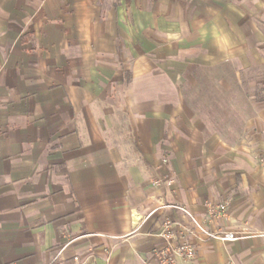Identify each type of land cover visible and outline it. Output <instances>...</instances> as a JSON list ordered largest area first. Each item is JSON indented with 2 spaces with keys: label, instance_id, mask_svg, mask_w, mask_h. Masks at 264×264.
I'll list each match as a JSON object with an SVG mask.
<instances>
[{
  "label": "crops",
  "instance_id": "1",
  "mask_svg": "<svg viewBox=\"0 0 264 264\" xmlns=\"http://www.w3.org/2000/svg\"><path fill=\"white\" fill-rule=\"evenodd\" d=\"M104 4L0 0V264H49L63 246L159 264L167 221L196 251L179 264H264V236L213 239L171 206L264 232V78L238 124L209 123L182 87L226 63L238 86L264 69V0Z\"/></svg>",
  "mask_w": 264,
  "mask_h": 264
},
{
  "label": "rangeland",
  "instance_id": "2",
  "mask_svg": "<svg viewBox=\"0 0 264 264\" xmlns=\"http://www.w3.org/2000/svg\"><path fill=\"white\" fill-rule=\"evenodd\" d=\"M112 1L101 0L102 3L105 2V7ZM102 11L104 10L102 9ZM235 71L233 65L227 63L222 64L221 67L218 65L216 69H205L202 72L204 76L201 78V82L197 80L199 83L196 85H193L192 81L182 85L185 94L188 96L190 107L199 110L200 115L209 119V123L213 125L215 122L223 123L225 115L228 116V120L233 121V124H238L241 120L242 111L246 110L245 95L247 94L251 99L253 92L257 93L263 87L260 80L264 78V69L249 71L244 76L243 84H239V86L235 84L233 78ZM231 83V86H225V84ZM260 93L264 94L262 91Z\"/></svg>",
  "mask_w": 264,
  "mask_h": 264
},
{
  "label": "built area",
  "instance_id": "3",
  "mask_svg": "<svg viewBox=\"0 0 264 264\" xmlns=\"http://www.w3.org/2000/svg\"><path fill=\"white\" fill-rule=\"evenodd\" d=\"M264 162V157H263ZM172 207L178 209L186 217H188L194 227L207 237L218 239L221 241H234L244 238L248 235L264 236V232L250 231L243 229L242 231H212L206 225L198 221L192 211L183 204H173ZM206 210L211 217H223L227 213V205L225 203L215 204L211 201L206 203ZM164 238L168 241L167 245L158 251L159 264H179V259L185 261H193L196 258L195 248L189 242L173 243L172 231L170 230V221L164 225L162 232ZM65 246L61 247L49 264H87V259L81 254H75L70 259L65 260L61 258V254Z\"/></svg>",
  "mask_w": 264,
  "mask_h": 264
},
{
  "label": "trees",
  "instance_id": "4",
  "mask_svg": "<svg viewBox=\"0 0 264 264\" xmlns=\"http://www.w3.org/2000/svg\"><path fill=\"white\" fill-rule=\"evenodd\" d=\"M263 97H264V95L263 96L262 95L261 96L258 95V99H263Z\"/></svg>",
  "mask_w": 264,
  "mask_h": 264
}]
</instances>
